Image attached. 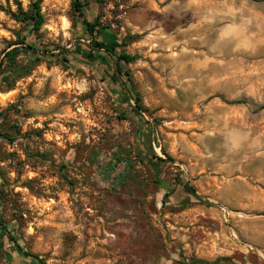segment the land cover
Wrapping results in <instances>:
<instances>
[{
  "label": "rangeland",
  "instance_id": "1",
  "mask_svg": "<svg viewBox=\"0 0 264 264\" xmlns=\"http://www.w3.org/2000/svg\"><path fill=\"white\" fill-rule=\"evenodd\" d=\"M35 1L0 0V60L23 46L14 14ZM185 4L85 10L103 39L138 55L122 63L138 115L103 66L57 56L89 41L71 0H40L43 24L26 39L38 60L21 50L0 87V218L46 264H264V71L249 75L264 69V46L210 51L219 25L201 26ZM225 129L247 134L238 152ZM0 264L32 263L4 235Z\"/></svg>",
  "mask_w": 264,
  "mask_h": 264
},
{
  "label": "trees",
  "instance_id": "2",
  "mask_svg": "<svg viewBox=\"0 0 264 264\" xmlns=\"http://www.w3.org/2000/svg\"><path fill=\"white\" fill-rule=\"evenodd\" d=\"M90 1L91 0H71L73 10L77 13L81 30L83 34L88 37L87 39L89 41L87 43L78 41L71 48L61 50V53L57 56H60L64 61H70L71 59L89 66H103L104 76L109 79V81L119 86L125 102L132 107V110L136 114L140 115V112L144 111V108L141 105L140 98L135 91L128 71L124 69L122 65V63H130L138 59V55L118 51L117 48L120 44H118L116 40H106L101 37V31L96 28L97 23L95 20L94 22H89L87 20L85 10L88 8ZM14 17L24 24L28 35H23L18 38L16 44L23 45L22 47L15 46L4 52L0 60V87L9 81L12 72L16 69L15 58L21 50L33 55L32 61L38 60L36 56L37 48L26 39L30 34H36L43 24L40 0L33 2L30 9L27 11L21 10L18 6ZM4 64H6L5 67L3 66ZM130 100H134V106L130 105ZM0 135L7 136V134ZM151 154L154 159L152 166L157 173L159 164L164 160L153 151H151ZM4 235H7L9 240L13 243L14 249L18 251L20 256L29 258L32 264H46L39 255L23 250L18 244L16 237L10 233L9 226L0 218V238Z\"/></svg>",
  "mask_w": 264,
  "mask_h": 264
},
{
  "label": "clouds",
  "instance_id": "3",
  "mask_svg": "<svg viewBox=\"0 0 264 264\" xmlns=\"http://www.w3.org/2000/svg\"><path fill=\"white\" fill-rule=\"evenodd\" d=\"M185 10L199 17L201 26L219 25L209 50L222 53L231 48L234 53L253 54L264 46V11L250 0H186ZM257 69L249 75H257ZM250 90V94L255 93ZM224 146L229 153L238 152L247 140V134L238 129H225Z\"/></svg>",
  "mask_w": 264,
  "mask_h": 264
},
{
  "label": "water",
  "instance_id": "4",
  "mask_svg": "<svg viewBox=\"0 0 264 264\" xmlns=\"http://www.w3.org/2000/svg\"><path fill=\"white\" fill-rule=\"evenodd\" d=\"M184 186L190 190L193 194H195V191L193 189L190 188L189 184L187 182L184 183Z\"/></svg>",
  "mask_w": 264,
  "mask_h": 264
},
{
  "label": "crops",
  "instance_id": "5",
  "mask_svg": "<svg viewBox=\"0 0 264 264\" xmlns=\"http://www.w3.org/2000/svg\"><path fill=\"white\" fill-rule=\"evenodd\" d=\"M233 104H240L239 102H232ZM226 106V105H225ZM230 108V107H229Z\"/></svg>",
  "mask_w": 264,
  "mask_h": 264
}]
</instances>
